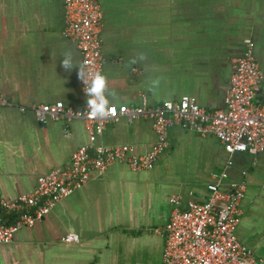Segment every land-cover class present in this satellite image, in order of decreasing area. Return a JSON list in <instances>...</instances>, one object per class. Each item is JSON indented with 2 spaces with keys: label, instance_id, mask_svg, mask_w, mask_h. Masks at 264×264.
Masks as SVG:
<instances>
[{
  "label": "crops",
  "instance_id": "obj_1",
  "mask_svg": "<svg viewBox=\"0 0 264 264\" xmlns=\"http://www.w3.org/2000/svg\"><path fill=\"white\" fill-rule=\"evenodd\" d=\"M102 50L111 105L152 106L190 96L209 110L223 109L233 62L245 40L255 43L264 72V0H99ZM66 0H0V201L32 192L38 178L70 164L89 143L81 120L38 122L22 107L85 104L78 69L61 66L63 53L82 58L62 34ZM143 56V59L141 58ZM258 100L264 101V79ZM150 120L119 118L96 139L151 150ZM170 147L149 171L114 163L33 227L0 244V264H162L164 238L154 232L169 219L170 200H201L226 168L229 155L214 137L174 126ZM230 182L247 184L235 234L264 264V152L232 156ZM95 175V174H94ZM224 191L230 187L224 186ZM1 211V208H0ZM74 234L77 243L63 238Z\"/></svg>",
  "mask_w": 264,
  "mask_h": 264
},
{
  "label": "built area",
  "instance_id": "obj_2",
  "mask_svg": "<svg viewBox=\"0 0 264 264\" xmlns=\"http://www.w3.org/2000/svg\"><path fill=\"white\" fill-rule=\"evenodd\" d=\"M65 18L62 34L73 41L85 65L87 83L81 81L85 104L81 109H74L60 101L34 105L31 109L21 106V109L33 111L40 123L81 120L89 143L73 152L69 165L39 177L32 192L1 199L0 208L15 212L17 218L10 225L0 220V244H10L18 231L33 227L60 201L98 178L114 163L126 164L133 171L153 169L157 159L170 147L169 130L179 126L218 139L229 159L224 171L208 184V193L201 200L191 199L184 203L179 196L171 198L168 222L154 230L164 238L162 264H261L236 237L235 230L242 214L240 203L247 184L230 182L228 171L235 154L264 152V101L258 100L264 72L255 57L254 41L246 39L244 54L233 62L223 109L209 110L188 95L178 101L152 106L142 94L140 105H111L114 114L91 118L86 106L89 73L102 74L104 67L101 4L99 0H66ZM12 105L7 96L0 95V107ZM121 117L129 122L139 118L152 122L156 140L150 151L137 155L132 144L96 143L105 126ZM224 186L230 187V191H224ZM78 240L74 234L63 238L67 244Z\"/></svg>",
  "mask_w": 264,
  "mask_h": 264
},
{
  "label": "clouds",
  "instance_id": "obj_3",
  "mask_svg": "<svg viewBox=\"0 0 264 264\" xmlns=\"http://www.w3.org/2000/svg\"><path fill=\"white\" fill-rule=\"evenodd\" d=\"M141 58L143 59V56ZM61 66L69 72H71L74 68L78 69V78L82 82L87 83L84 76L85 65L84 63L75 61L73 59L72 51H66L63 53ZM89 76L90 85L86 87V95L88 96L86 101L88 115L91 118H106L110 114H114L115 109L111 107L109 100L104 95L107 86V80L105 76L99 72H90Z\"/></svg>",
  "mask_w": 264,
  "mask_h": 264
},
{
  "label": "trees",
  "instance_id": "obj_4",
  "mask_svg": "<svg viewBox=\"0 0 264 264\" xmlns=\"http://www.w3.org/2000/svg\"><path fill=\"white\" fill-rule=\"evenodd\" d=\"M17 218V214L15 212H9L7 210L1 209L0 211V220L2 223L6 225H10L12 222H14Z\"/></svg>",
  "mask_w": 264,
  "mask_h": 264
},
{
  "label": "water",
  "instance_id": "obj_5",
  "mask_svg": "<svg viewBox=\"0 0 264 264\" xmlns=\"http://www.w3.org/2000/svg\"><path fill=\"white\" fill-rule=\"evenodd\" d=\"M246 153V152H245ZM237 154H239V153H237ZM240 154H242V153H240Z\"/></svg>",
  "mask_w": 264,
  "mask_h": 264
}]
</instances>
